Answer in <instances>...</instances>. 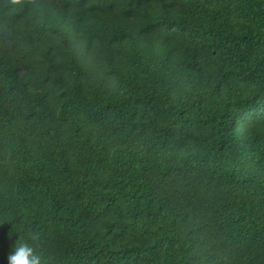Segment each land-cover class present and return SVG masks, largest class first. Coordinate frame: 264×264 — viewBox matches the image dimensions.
Masks as SVG:
<instances>
[{
  "label": "trees",
  "instance_id": "obj_1",
  "mask_svg": "<svg viewBox=\"0 0 264 264\" xmlns=\"http://www.w3.org/2000/svg\"><path fill=\"white\" fill-rule=\"evenodd\" d=\"M264 264V0H0V264Z\"/></svg>",
  "mask_w": 264,
  "mask_h": 264
},
{
  "label": "clouds",
  "instance_id": "obj_2",
  "mask_svg": "<svg viewBox=\"0 0 264 264\" xmlns=\"http://www.w3.org/2000/svg\"><path fill=\"white\" fill-rule=\"evenodd\" d=\"M38 233H29L27 239H18L7 254V264H42L41 256L36 253L34 242Z\"/></svg>",
  "mask_w": 264,
  "mask_h": 264
}]
</instances>
